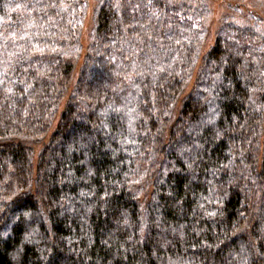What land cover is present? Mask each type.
I'll return each instance as SVG.
<instances>
[{
	"label": "trees",
	"instance_id": "trees-1",
	"mask_svg": "<svg viewBox=\"0 0 264 264\" xmlns=\"http://www.w3.org/2000/svg\"><path fill=\"white\" fill-rule=\"evenodd\" d=\"M87 7L0 0V264H264V33L253 15L224 23L172 124L206 1L98 0L37 159L11 139L48 132Z\"/></svg>",
	"mask_w": 264,
	"mask_h": 264
},
{
	"label": "rangeland",
	"instance_id": "rangeland-1",
	"mask_svg": "<svg viewBox=\"0 0 264 264\" xmlns=\"http://www.w3.org/2000/svg\"><path fill=\"white\" fill-rule=\"evenodd\" d=\"M208 5L209 14L208 17L204 20V26L207 29L206 37L198 44V48L196 51V60L195 65L192 71L190 72V77L184 82L183 90L178 96L177 102L174 106V114L171 117L170 122L173 124L177 112L180 110L183 101L189 96L193 95L197 92V88L199 85L200 79V67L202 66V60L204 56L211 50V48L215 45V42L220 33V29L228 20L229 22H237V23H246L249 21V16L253 15L261 21L262 31L264 33V0H205ZM87 10L83 22V31H82V51L81 55L78 58L76 63V70L73 76V79L66 91L64 98L61 99L58 105V112L52 123H50L48 132L43 134H18L16 136H12L13 140H22L27 146H29L34 153L35 160L37 159L40 151L42 150L45 143L48 141L50 135L55 130L57 126V122L60 118L61 112L64 110L66 103L73 93L78 72L80 71L86 53L88 51V46L90 43V37L92 35L93 29L95 27V10L98 6V0H87ZM264 109V108H263ZM264 112V111H263ZM264 115V114H263ZM259 135V143L260 147H262L261 151L264 150V116L261 121V130ZM165 135V136H164ZM163 135L166 138V133ZM10 138L8 140H11ZM261 161L263 159L262 155L257 156ZM147 162H141L142 167H146ZM148 166V165H147ZM143 182V183H142ZM140 184H142V192L140 193V197L145 199L147 194L149 193V186L146 182L145 176L140 180ZM255 195H260V192H256ZM9 197L11 194L8 195ZM7 200V197H4Z\"/></svg>",
	"mask_w": 264,
	"mask_h": 264
}]
</instances>
